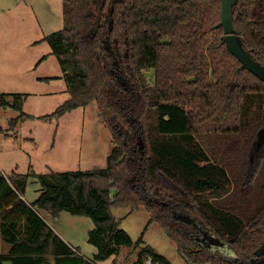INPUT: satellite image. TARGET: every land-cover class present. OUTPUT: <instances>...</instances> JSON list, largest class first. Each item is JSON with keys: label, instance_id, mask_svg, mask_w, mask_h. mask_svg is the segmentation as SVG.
Wrapping results in <instances>:
<instances>
[{"label": "trees", "instance_id": "obj_1", "mask_svg": "<svg viewBox=\"0 0 264 264\" xmlns=\"http://www.w3.org/2000/svg\"><path fill=\"white\" fill-rule=\"evenodd\" d=\"M64 28L49 37L70 99L44 122L95 102L110 131L107 167L0 174V264H96L133 247L115 208L145 209L192 264H241L196 240L199 230L246 262L264 244V82L226 46L221 0H62ZM233 24L264 67V0H238ZM211 39L208 42V39ZM208 42V43H207ZM153 75L147 77L146 71ZM0 93V107L36 120ZM143 141L144 148L140 147ZM30 178L40 196L23 199ZM68 212L93 220L86 259L46 222ZM139 248L143 238L138 241ZM171 264L144 246L135 264ZM261 264H264L261 263Z\"/></svg>", "mask_w": 264, "mask_h": 264}, {"label": "rangeland", "instance_id": "obj_2", "mask_svg": "<svg viewBox=\"0 0 264 264\" xmlns=\"http://www.w3.org/2000/svg\"><path fill=\"white\" fill-rule=\"evenodd\" d=\"M63 28L62 0H0V93L11 104L15 103L16 95L24 96L23 112L36 117V120L19 121L12 129L11 121L20 112L12 107H0V174L27 175L34 171L48 175L107 167L113 149L112 136L102 123L95 102L65 114L60 120H40L70 99L61 63L52 55V46L46 40ZM145 75L151 77L153 72L146 71ZM40 189L39 181L30 178L23 199L33 204L41 194ZM40 213L73 248L93 261L99 250L89 243V232L96 229L92 219L62 212L59 221L54 222L44 211ZM113 214L134 245L122 246L117 254L96 264H135L144 246L153 247L171 264H192L164 230L150 222L145 209L131 212L130 208H115ZM179 219L200 231L196 240L202 245L230 261L240 262L227 245L203 231L197 222L188 217L179 216ZM141 237L143 244L135 249Z\"/></svg>", "mask_w": 264, "mask_h": 264}, {"label": "water", "instance_id": "obj_3", "mask_svg": "<svg viewBox=\"0 0 264 264\" xmlns=\"http://www.w3.org/2000/svg\"><path fill=\"white\" fill-rule=\"evenodd\" d=\"M98 2L99 0H95ZM238 3V0H221V22L223 27L225 43L228 51L233 54L242 64L244 69H247L264 82V67L258 62L254 61L251 56L244 50L242 38L234 28L233 24V8ZM140 147L144 148V143L140 141ZM191 219V218H190ZM199 242V241H198ZM226 245V244H225ZM205 246V245H204ZM208 247V246H206ZM210 248V247H209ZM212 249V248H211ZM258 259H253L251 262H246L240 259L241 264H261L264 262V244L257 251Z\"/></svg>", "mask_w": 264, "mask_h": 264}, {"label": "crops", "instance_id": "obj_4", "mask_svg": "<svg viewBox=\"0 0 264 264\" xmlns=\"http://www.w3.org/2000/svg\"><path fill=\"white\" fill-rule=\"evenodd\" d=\"M47 216L48 217H50L51 218V220H53L54 222H56V221H59V219H60V216H61V213H60V215L57 217V218H53V217H51L50 215H48L47 214ZM44 218V217H43ZM45 219V218H44ZM46 220V219H45ZM47 222V221H46ZM48 223V222H47ZM49 224V223H48ZM55 224V223H54ZM51 227H52V229L62 238V239H64V241L66 242V243H68L69 245H70V241L67 239V238H65L64 236H62V234H59V232L57 231V230H55L54 228H53V226H52V223H50L49 224ZM71 246V245H70ZM72 247V246H71ZM73 248V247H72ZM73 249H75V248H73ZM9 250V246L8 245H6L5 243H3L1 240H0V253H6L7 251ZM95 255V254H94ZM5 264H12L11 262H6Z\"/></svg>", "mask_w": 264, "mask_h": 264}, {"label": "built area", "instance_id": "obj_5", "mask_svg": "<svg viewBox=\"0 0 264 264\" xmlns=\"http://www.w3.org/2000/svg\"><path fill=\"white\" fill-rule=\"evenodd\" d=\"M145 264H153L151 259H148Z\"/></svg>", "mask_w": 264, "mask_h": 264}, {"label": "flooded vegetation", "instance_id": "obj_6", "mask_svg": "<svg viewBox=\"0 0 264 264\" xmlns=\"http://www.w3.org/2000/svg\"><path fill=\"white\" fill-rule=\"evenodd\" d=\"M179 218V217H178ZM204 231V230H203ZM199 234H200V231H199Z\"/></svg>", "mask_w": 264, "mask_h": 264}]
</instances>
